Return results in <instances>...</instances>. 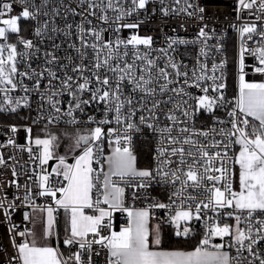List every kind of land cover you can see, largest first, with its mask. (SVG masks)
<instances>
[{
  "label": "built area",
  "instance_id": "built-area-1",
  "mask_svg": "<svg viewBox=\"0 0 264 264\" xmlns=\"http://www.w3.org/2000/svg\"><path fill=\"white\" fill-rule=\"evenodd\" d=\"M3 3L12 4V11L3 10ZM109 3L111 7H108ZM244 3L251 4V7L245 8L240 0H149L144 9L137 8L133 0H47L46 3L44 0H29V4L34 5L38 10L37 19L29 20L22 34L8 33L6 41L0 39V44L13 42L17 46L18 53H26L23 57L18 55L17 68L18 73H28V75L17 74L13 77L16 84L14 89L11 85L0 84V119L7 116L13 121V123L0 122V161H2L0 162V264H21L17 258L16 245L29 241V232L33 227V211H46L51 207L55 218H58L62 212V207L55 203L56 199H60L59 192L55 198L41 195V193L48 189L55 191L67 182L62 176H57L53 170L50 172L48 163L41 164L42 146L34 143L29 129L32 126L93 129L97 126V123L89 121V117H93L96 122L106 118L111 121L103 125L105 132L109 128L116 129L117 134L124 132L125 125L116 123L114 112H109L106 116L104 103L93 101L83 106V111L76 110L74 112L78 121L76 124L69 123L72 117L66 115L72 97L67 91L61 90V82L66 75L73 76L74 81L79 80L81 73L73 72V68L77 65L82 66L84 76L91 78L92 73L97 71L93 65L98 52L101 60L111 52L114 58L110 63L113 66L117 64L123 66L124 61L134 62L136 68L134 74L137 78L141 74L148 78V74L146 71L143 73L140 71L145 69L146 61L135 60V55L138 53L144 56L147 53L148 57L154 61L151 83L147 85L148 88L155 89L153 95H147L139 90L134 91L133 85L128 80L122 84V99L131 98L135 110V116L128 122H134L140 128V131L130 132L133 153L137 157V150L143 148L151 154L149 166L138 169L155 170L158 167L162 159L158 155V149L167 146L165 139L167 134H162L159 129L172 126L173 122L167 119L170 112L176 114L178 121L185 120L182 110L176 109V104L181 102V98L171 91L160 92V87L166 81L162 77L158 78L159 68H166L172 74L170 79L174 83L168 86L169 89L184 87L186 92L199 96L204 95L201 88L183 85V76H176V70L170 67V63H176L181 73H188L189 84L193 82L194 70L197 75L202 74L198 71L201 65H206L209 77L213 75V64L217 65L214 75L223 77V80H217V83L225 84V88L222 89L225 103L218 104L212 112L204 110L197 112L194 119H190L187 125L177 123L172 135H177L181 126H189L190 129L194 127L195 130L202 131L214 128L215 132L209 131L208 137L194 136L193 139L203 145H210L213 141L221 142V147L209 148L213 153L223 152V145H229L228 157L225 158L224 163L232 171L230 179L233 189L238 190V164L232 163L229 159L237 155L238 144L230 143L229 138L220 135L219 132L221 128L225 132L231 129L229 123L231 118L228 113L233 109L237 94L230 91L229 79L231 71H234L237 85L240 75L241 45L249 50L244 53L245 78L251 82H264V73L255 70L260 67L258 56L251 54L258 48H264V37L261 36L264 32V7H261L264 0H254V2L244 0ZM25 6L19 0H0V11H5V15L0 16V20L19 15ZM102 17L107 19L104 20ZM124 24H137L138 27L129 29L123 27ZM245 25H255L256 32L242 36L240 29ZM0 27L5 26L0 23ZM37 28L41 29L39 35L36 34ZM201 28H204L207 33L206 37L199 35ZM81 29L95 30L100 34L101 40L97 41L91 31L81 32ZM132 35L151 37V46L140 45L134 49L131 45L127 47L120 45L118 55L123 58L122 60L115 58L117 55L115 49L100 47L105 42H112L115 45L117 40L126 41ZM20 37L31 40L33 48L25 49L23 44L19 43ZM174 39L183 40L186 43L172 44L169 47ZM82 41H86L88 47H85ZM92 44L97 45L95 50L91 47ZM125 53L127 55H124ZM222 62L223 68H220ZM40 73H43L42 77ZM52 73H55V79L52 78ZM105 74L112 77L115 82L116 77L111 72ZM37 80L40 82L39 88L36 87ZM212 83L211 79H207L201 82V87H209L207 95L218 96L219 93L212 91ZM73 86L75 87V84ZM53 93H57L53 99L59 102L57 104L61 109L59 113L55 112L49 101ZM81 98L89 99L90 95L85 92ZM156 102L158 106L153 108ZM192 103L194 101L189 99V104ZM149 109L152 111L149 112ZM121 111L126 117L129 106L125 105ZM141 116H144L148 123H152L157 131L141 124ZM112 139L114 140L115 136ZM231 139L235 140L236 137ZM103 148L104 156H107L111 149L108 139H105ZM170 158L173 161L177 159ZM176 166L173 163L171 169L174 170ZM93 167L98 168L99 165L94 163ZM169 170L168 166L164 167V171ZM42 175L49 176L48 189L40 186ZM216 175L219 174L216 173ZM179 188L178 182L174 185L170 177L165 180L160 176H155L147 188L125 187L123 209L148 210L152 219L172 225V216L175 212L187 208L188 202L183 204L181 202L189 192L197 196V199H206L205 196H200L190 189L186 190L183 196L176 197L173 193ZM99 198L103 199L102 196ZM95 199H97V193L94 189L93 201ZM157 203L170 204L171 207H154L153 205ZM98 208L111 212L110 217L104 218V226L100 229L101 236H110L111 232L116 231L117 228L121 230L129 226L128 211L110 209L103 203L94 205L90 209L98 211ZM227 211L231 210L221 209L219 212L205 210L201 219H196L194 216L190 221H180L179 228L174 227L175 235L177 231L187 227L189 234L178 237L194 239L199 246L211 225L223 223L235 225L234 217L224 215ZM256 219H264V217L257 215ZM253 223L255 224V221ZM240 226L246 228L243 222ZM20 233L24 235L21 236ZM98 239L100 236L89 233L84 240L90 242V246L86 244L83 249L79 246L80 242H83L81 239H76L72 244H66V258L74 260L77 264H110L112 257L110 249L105 246L107 241L103 244L95 243ZM215 244L223 245L220 250L229 254L232 258L231 264H259V260L246 250L238 254V245H234L231 237L223 239L211 237L207 247L209 250L215 249L212 247ZM254 251L264 258V241L254 245ZM77 253L81 257L79 262L75 259Z\"/></svg>",
  "mask_w": 264,
  "mask_h": 264
},
{
  "label": "snow or ice",
  "instance_id": "snow-or-ice-1",
  "mask_svg": "<svg viewBox=\"0 0 264 264\" xmlns=\"http://www.w3.org/2000/svg\"><path fill=\"white\" fill-rule=\"evenodd\" d=\"M20 3L26 6L22 9L19 15L11 16L0 20L5 27H0V39L7 40L8 33L19 34L21 28L19 21L35 20L38 16V10L34 5L29 4V0H19ZM47 0H44L46 3ZM149 0H133L136 7L144 9ZM245 7H251V4H245L244 0H240ZM254 2V0H253ZM43 5H41L42 7ZM109 3L108 7H111ZM264 7V4L261 5ZM13 5L3 3L2 9L11 12ZM33 9V10H30ZM47 13H45L46 15ZM129 15L131 13H128ZM5 11H0V16H4ZM122 18V17H118ZM106 20L107 17H102ZM90 23V22H89ZM125 28L135 29L137 24H124ZM91 31V34L97 41L101 40V36L95 30L81 29V32ZM241 35L246 33L256 32L255 25H245L240 29ZM40 28L36 29V34L39 35ZM199 35L206 37L207 33L204 28L200 29ZM264 37V32L261 33ZM85 47H88L86 41H82ZM19 43L23 44L25 49L33 48L31 40H25L22 37ZM183 44L186 41L172 40V44ZM152 44L151 37H141L132 35L128 40H117L115 45L112 42H105L100 45L101 49H115L116 59H123L118 55L120 45L125 47L131 45L134 49L140 45L150 47ZM91 47L95 50L96 44ZM203 53V49L201 50ZM249 51L241 45L239 59V93L235 100V104L228 116L231 118L229 123L231 129L227 132L223 128L219 134L229 138L230 143L240 145L238 155L234 158H229L232 163L239 165V190L233 189L231 182L232 171L225 166L224 160L228 157V144H224V151L211 152L209 148L221 147V142L213 141L210 145L198 144L194 140V136L208 137L209 131L215 132V129L209 131L190 129L189 126H181L178 129V134L173 136V129L177 123L187 125L190 119H194L197 112L204 110L212 112L218 104L225 103L222 89L225 88L223 82L217 83V80L222 81V75L217 77L214 73L217 71V65L212 66V76H208L206 65H201L199 72L196 70L192 74V83L189 84L188 73L179 71L176 63H170V67L176 70V76H183V85L191 88H201L204 95L193 96L186 92L184 87L171 88L169 85L174 83L166 68H159V77H162L166 83L160 87V92L171 91L181 98V102L176 104L177 110H182L184 121H178L174 112H170L167 116L169 121H172V126L159 129L162 134H167L165 139L167 146L158 149L160 159L159 165L155 170L138 169L136 166V156L131 147L132 137L131 131H140V128L134 122H128L135 116L133 100L131 98L122 99V84L128 80L133 85V90H139L147 95H153L155 89L148 88L151 83L152 70L155 67L154 61L148 57L146 53L140 56L135 55V60L146 61L145 69L140 71L147 72L148 78L141 74L138 78L135 76V63L123 62V66L117 64L113 66L110 61L114 58L111 52L104 57L103 60L97 53L96 62L93 67L97 70L92 73L91 78L83 75V68L77 65L73 68V72L81 73L79 80L74 81L73 76L66 75L61 82V90L67 91L72 97L69 103V109L66 115L72 117L69 123L76 124L78 121L74 116L76 110L83 111V106L95 102L104 103L106 105V116L109 112H114V119L117 124H124V132L117 134L116 129L109 128L105 132L103 125L111 123L109 119H104L96 122L93 117H89V121L97 123V126L91 129L86 135H77L74 143L70 145V151L80 149L81 153L75 156V163L69 164L64 156L59 157V164L53 169L57 176H62L66 181V185L58 187L55 191L48 189V175L41 176V188L48 189L42 192L41 195H49L56 197L57 192L61 194L60 199H56V205L63 207L71 213V228L70 237L64 241L65 244H72L76 238H80L81 249L85 248L86 244L90 246V242L84 240L89 233L95 236H100V239L95 243L103 244L110 249L111 257L110 264H231V259L227 252L221 251L222 244L212 245L215 251H210L207 247L210 244L211 237H231L234 240V245H238L237 253L240 254L246 250L255 259L259 260V264H264V258H261L255 251L254 245L260 241H264V219H256L257 215L264 217V82H247L244 76V53ZM5 52L7 55L5 56ZM257 55L260 67L255 70L259 73H264V48H258L251 53ZM23 57L26 53H18L15 44H0V84L11 85L15 88L16 84L13 77L17 74L28 75V73H18L17 57ZM124 55H127L125 53ZM55 59V57H53ZM223 68V62L219 66ZM106 72H111L116 77L113 82L112 77L106 75ZM41 77L43 73L39 74ZM52 78L55 79V73H52ZM211 79L212 91L219 93L218 96H209V87H201V82ZM82 81V82H80ZM39 80L36 82V87L39 88ZM179 83V81H177ZM75 84V87L73 86ZM89 93V99H82L81 96ZM57 93H53L49 97L51 106L55 112L61 111L57 106L59 103L53 97ZM187 97V98H185ZM189 99L194 103L189 104ZM125 105L129 106V112L126 117L123 116L122 109ZM187 105V107H185ZM158 106V102L153 104V108ZM152 110L149 109V112ZM251 118V119H249ZM51 122V121H50ZM258 122V123H257ZM140 123L147 128L157 131L152 123H148L144 116L140 117ZM220 123V121H218ZM187 134V135H185ZM115 136L113 140L112 137ZM232 137H236L232 140ZM105 139H108L111 153L104 156L103 144ZM55 136H50L47 139H36L35 144L42 146L40 157L41 164H46L53 158L52 148L54 146ZM188 146V147H185ZM31 151V150H29ZM170 157H176L173 161ZM2 162V161H0ZM99 165L94 168L93 164ZM175 163L177 166L173 170L171 165ZM219 164V166H217ZM105 165L107 166L105 168ZM168 166L169 171H164V167ZM218 173L219 175H216ZM155 176L167 180L171 178V183L180 184V188L173 193L176 197L183 196L186 190L197 192L200 196H205L206 199H197L191 192L184 196L182 204L188 202V206L184 210H177L172 216V221L179 228L180 221H190L195 216L196 219H201L205 210L219 212L221 209H229L224 215L234 217L235 225L228 223L213 224L209 227L208 232L200 245L193 251H156L150 248L149 230H148V210L130 211L123 209V197L125 187H135L137 189L147 188ZM115 178V179H114ZM123 185V186H121ZM96 190L97 199L93 201V190ZM102 196L101 200L99 197ZM101 203L109 206L110 209L128 211L129 226L121 229L119 232H111L110 236H101L100 229L104 226L105 217H110L111 212L104 208H98L99 215H85L84 208H93ZM175 203V201H173ZM157 208H169L170 204L157 203L153 205ZM48 215V231L46 234H51V228L54 223L53 208H47ZM255 221V224L253 223ZM246 224V228H242L241 223ZM259 225V227H256ZM188 228H183L182 231H177V236H187ZM19 235L23 236L24 233ZM159 231L157 229L152 243L160 244ZM230 245V246H234ZM18 249V259L21 264H62L55 249L48 246H37L35 241L31 244L22 242L16 245ZM77 262L80 261V254L75 256Z\"/></svg>",
  "mask_w": 264,
  "mask_h": 264
},
{
  "label": "crops",
  "instance_id": "crops-1",
  "mask_svg": "<svg viewBox=\"0 0 264 264\" xmlns=\"http://www.w3.org/2000/svg\"><path fill=\"white\" fill-rule=\"evenodd\" d=\"M245 80L247 82H251L246 78H245ZM235 92L238 96L239 82L236 85ZM111 150L112 149H110V151ZM239 150H240V145H238L237 155L239 153ZM74 161H75V159L73 160V163H74ZM136 166H137V162H136ZM137 168H139V167L137 166ZM238 173H239V165H238ZM238 187H239V175H238ZM60 198H61V195H60ZM83 211H84L85 215H99L98 211H92L90 208H84ZM130 211L135 212V211H139V210H130ZM53 218H54V223H53L52 228H51V234L49 235V234H46V232L48 231L47 210L46 211H37V210L33 211V213H32L33 227H32L31 232H29L28 243L31 244L34 240L37 246L52 247L53 249H55L57 251L58 257L62 261V264H77L74 260H70V259L66 258V256H65L66 244L64 243V241L70 237V228H71V223H70L71 213H70V211H66L62 207V212H61V215L59 216V218L58 219L55 218L54 214H53ZM155 223L160 225L159 221L152 219L149 215L147 226H148V230H149L150 248L152 250H156V251H177V250L161 249L160 248L161 242L159 245H155L154 243H152V241H153L152 231L155 227ZM173 226L176 227L177 224H175ZM119 231L120 230L117 228L115 232H119ZM160 233H161V231H160ZM159 238H160V234H159ZM76 239H80V238H76ZM193 250H178V251H193ZM215 250L216 249H212L210 251H215Z\"/></svg>",
  "mask_w": 264,
  "mask_h": 264
},
{
  "label": "rangeland",
  "instance_id": "rangeland-1",
  "mask_svg": "<svg viewBox=\"0 0 264 264\" xmlns=\"http://www.w3.org/2000/svg\"><path fill=\"white\" fill-rule=\"evenodd\" d=\"M28 21L29 20H24V19H21L19 21V26L21 28V32L19 34H22L24 32L23 28L28 24ZM9 44H14V43L11 42ZM6 55H7V52H5V56ZM238 82H239V79H238ZM91 129L92 128H67V127L45 128V129L39 130L40 132H42V137H41V136L37 135L34 132L35 130L33 131L32 128H31V129H29V133H30V137L33 138V140H34V143H35V140L38 139V138L39 139H47L50 136H55L56 137V140L54 141V146L52 148L53 158L50 159V160H53V159H56V158L59 159L60 156H64L65 157V160L67 162L69 159H75V156H78L81 153V150L80 149H76L75 151H70V145H72L74 143L75 137L77 135H86V134H88V132ZM66 138H67V143L66 144H63L64 143V139H66ZM110 152L111 151H109V153ZM74 163H75V161H74ZM58 164L55 165L53 167V169L56 168L58 166ZM175 224L176 223H174L172 221V226L175 225ZM157 229H158L159 234H160L161 226L158 225L157 223H155V227H154V229L152 231V233H153V235H152L153 240H154L155 233H156ZM216 238H220V237H216Z\"/></svg>",
  "mask_w": 264,
  "mask_h": 264
},
{
  "label": "trees",
  "instance_id": "trees-1",
  "mask_svg": "<svg viewBox=\"0 0 264 264\" xmlns=\"http://www.w3.org/2000/svg\"><path fill=\"white\" fill-rule=\"evenodd\" d=\"M229 88L232 93H235L236 90V75L234 71H231L230 79H229ZM251 119V118H249ZM2 123H13L12 119L5 116L0 119ZM37 128V129H36ZM39 128V129H38ZM47 127L44 126H32V130L39 136L42 137V132L39 130L45 129ZM67 143V138L64 139V143ZM150 151H146L143 148H139L137 150L136 162L139 168L149 166L150 164ZM59 218V217H58ZM57 218V219H58ZM161 226L160 233V248L165 250H193L198 247V243L196 240L191 238H182L175 235L174 227L169 223L159 222Z\"/></svg>",
  "mask_w": 264,
  "mask_h": 264
},
{
  "label": "water",
  "instance_id": "water-1",
  "mask_svg": "<svg viewBox=\"0 0 264 264\" xmlns=\"http://www.w3.org/2000/svg\"><path fill=\"white\" fill-rule=\"evenodd\" d=\"M73 160L74 159H69L67 162L69 163V164H71V163H73ZM59 163V159H53V160H50L49 162H48V166H49V171L51 172L52 170H53V167L55 166V165H57Z\"/></svg>",
  "mask_w": 264,
  "mask_h": 264
}]
</instances>
